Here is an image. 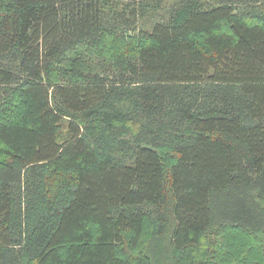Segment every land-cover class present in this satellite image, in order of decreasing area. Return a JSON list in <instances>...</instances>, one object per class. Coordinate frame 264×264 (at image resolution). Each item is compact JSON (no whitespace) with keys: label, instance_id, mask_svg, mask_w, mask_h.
<instances>
[{"label":"trees","instance_id":"16d2710c","mask_svg":"<svg viewBox=\"0 0 264 264\" xmlns=\"http://www.w3.org/2000/svg\"><path fill=\"white\" fill-rule=\"evenodd\" d=\"M166 1L0 0V264H264V0Z\"/></svg>","mask_w":264,"mask_h":264},{"label":"rangeland","instance_id":"374dc122","mask_svg":"<svg viewBox=\"0 0 264 264\" xmlns=\"http://www.w3.org/2000/svg\"><path fill=\"white\" fill-rule=\"evenodd\" d=\"M170 0L166 1L162 8L160 13L158 14H154L151 13L149 15H147L145 18H140L138 20V25H137V30L135 31V33H140L141 31H149L152 30L153 26L157 23L160 22L164 19H166V14L168 9L170 8ZM243 8V7H242ZM135 33H133L135 35ZM124 90H129L127 87L124 88ZM134 106V102L132 100H124L121 101V103L118 105V109H120L122 112H126L128 111L129 108H132ZM70 115V114H67ZM70 118L66 117V119L64 120L63 124H62V129H61V140L66 139L69 134H68V129H67V125L69 122ZM167 158H170L171 155L167 154L166 155Z\"/></svg>","mask_w":264,"mask_h":264}]
</instances>
